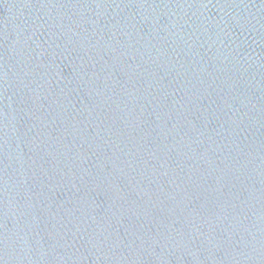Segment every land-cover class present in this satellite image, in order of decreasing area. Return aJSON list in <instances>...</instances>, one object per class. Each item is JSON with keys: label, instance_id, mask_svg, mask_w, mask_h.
Returning a JSON list of instances; mask_svg holds the SVG:
<instances>
[{"label": "water", "instance_id": "water-1", "mask_svg": "<svg viewBox=\"0 0 264 264\" xmlns=\"http://www.w3.org/2000/svg\"><path fill=\"white\" fill-rule=\"evenodd\" d=\"M0 264H264V0H0Z\"/></svg>", "mask_w": 264, "mask_h": 264}]
</instances>
